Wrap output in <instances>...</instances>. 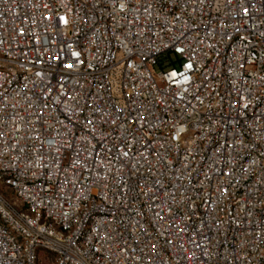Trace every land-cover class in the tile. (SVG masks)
Masks as SVG:
<instances>
[{"label":"built area","instance_id":"built-area-1","mask_svg":"<svg viewBox=\"0 0 264 264\" xmlns=\"http://www.w3.org/2000/svg\"><path fill=\"white\" fill-rule=\"evenodd\" d=\"M264 264V0H0V264Z\"/></svg>","mask_w":264,"mask_h":264},{"label":"rangeland","instance_id":"rangeland-1","mask_svg":"<svg viewBox=\"0 0 264 264\" xmlns=\"http://www.w3.org/2000/svg\"><path fill=\"white\" fill-rule=\"evenodd\" d=\"M46 254H42L40 258V264H49V260L46 258Z\"/></svg>","mask_w":264,"mask_h":264}]
</instances>
